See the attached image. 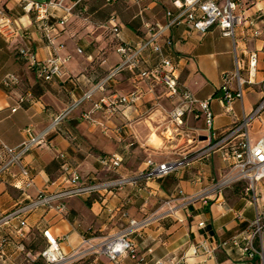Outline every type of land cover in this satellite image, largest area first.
Returning <instances> with one entry per match:
<instances>
[{
	"label": "crops",
	"instance_id": "obj_1",
	"mask_svg": "<svg viewBox=\"0 0 264 264\" xmlns=\"http://www.w3.org/2000/svg\"><path fill=\"white\" fill-rule=\"evenodd\" d=\"M103 1L86 0L79 4L66 26L57 25V31L48 38L37 25L35 15L25 12L19 0H0L20 24L16 36L6 38L0 34V140L18 146L28 137L27 128H32L35 134L45 130L57 114L67 111L92 91V97L70 111L62 128L48 137L54 147L38 146L25 157L24 162L34 176V184L26 192L14 186V174L19 173V168L14 167L0 178V212L3 214L57 179L62 152L83 176L106 179L137 174L146 167L149 158L164 162L191 155L208 142L204 117L197 119L193 113L185 118V134L175 133L171 137L167 130L168 113L176 99L168 96L164 85L140 76L142 70L153 67L160 59L152 49L144 51L135 70L126 69L103 83L110 69L122 60L116 49L119 40L107 26L109 18L117 16L123 40L136 44L147 37L143 19L165 22L166 11L174 9L173 0H146L150 8L143 16L140 10L144 4L138 1L124 0L129 7L124 10L115 6L120 0ZM237 13L242 22L236 26L235 38L224 36L217 26L203 34L180 27L166 34L172 43H164L163 48L164 55L178 67L179 87L190 90L201 100L209 99L215 115L214 129L220 134L238 123L244 114L251 113L262 96L264 36H251L248 20L256 18L258 26L264 30V0H240ZM55 14L59 16L62 11L55 10ZM51 22H57V18H52ZM21 46L31 47L40 59L70 56L62 66L63 75L48 82L39 80L36 71L19 57ZM251 52L258 54L252 81L244 85L243 98L234 100L227 109L219 93L225 76L239 70L241 76L248 79ZM9 72L20 76V83L13 88L2 85ZM230 86L236 89L237 80L233 79ZM137 89L141 98L135 104L113 114L95 112L97 123L82 118L83 112L90 110L103 96L127 94ZM194 130H198L205 141L188 144L187 134L192 135ZM250 134L255 144L264 135V120L255 119ZM154 135L159 141L153 140ZM114 154L123 159L116 172L108 171L101 161L104 156ZM228 168L219 150L161 180H143L139 186H129L104 199L98 196L71 198L67 201L65 215L39 209L28 216L29 233L25 238L10 233L13 228L0 227V236L10 233L6 255L0 258V264H22L28 260L41 264L36 258L47 244L43 235L46 228L62 239L61 246L66 253L80 247L85 239L118 233L130 225L131 219L141 221L153 215L166 199L179 205L183 202L182 196L202 192ZM259 208H264V178L256 182L254 189L247 180H241L226 188L223 194L211 193L207 204L201 199L181 206L174 216L152 219L148 225L135 230L130 238L138 255L145 259L144 264H256L255 258L243 257L235 247L220 249L213 258L194 255L191 247L205 239L222 241L242 233ZM200 221H205V227H199ZM17 223V220L12 221V225ZM79 264L139 263L130 256L114 262L104 255H93Z\"/></svg>",
	"mask_w": 264,
	"mask_h": 264
},
{
	"label": "built area",
	"instance_id": "obj_2",
	"mask_svg": "<svg viewBox=\"0 0 264 264\" xmlns=\"http://www.w3.org/2000/svg\"><path fill=\"white\" fill-rule=\"evenodd\" d=\"M84 1L86 0H19L25 12L35 15L37 25L48 38L52 32L57 31V25L66 26L74 14L75 8ZM135 1L144 4L140 10V15L143 16L144 12L150 8L149 4L146 0ZM173 5L174 9L166 11L165 22L143 19L147 37L136 44L123 40L117 16L112 15L109 18L107 26L119 40L116 49L122 60L110 69L103 83L113 80L126 69L135 70L142 61L144 51L152 49L160 59L153 67L142 70L140 76L146 81L164 85L168 96L176 99L174 108L168 113L170 126L167 130L171 137L175 133L185 134L187 114L193 113L197 119L203 116L207 131L206 146L191 155H183L181 158L164 162H157L149 158L146 160V167L137 174L117 175L106 179L83 176L69 162L67 155L62 152L59 154L62 163L57 179L49 181L35 196H29L27 200L19 202L7 213L0 212V227L13 228L10 233H14L18 238H25L29 233L28 216L39 209L53 210L65 215L68 211L67 201L71 198L98 196V198L104 199L129 186H139L143 180H161L180 169L191 166L195 160L206 158L219 150L222 151L223 159L229 165L227 172L202 192L191 196H182L181 204H173L172 199H166L153 215L141 221L131 219L127 228L113 235L85 239L80 247L70 253L63 250L62 239L56 236L50 228H46L43 230V235L47 244L36 258V261L42 262L41 264H79L85 258L93 255H104L114 262L124 256H130L139 264H144L145 259L138 255L136 246L130 238L135 230L148 225L154 218L176 215L181 206H188L201 199L207 204L211 193L223 194L226 188L241 180H247L250 187L254 189L256 182L264 178V135L253 144L250 134L252 122L255 119L264 120V79L260 82L262 96L256 108L251 113L244 114L238 123L220 134L214 129L215 115L210 107L209 99L201 100L190 90L179 87L178 67L163 52L164 43H172L171 38L166 34L180 27L186 28L187 31H197L203 34L217 26L224 36L235 38L236 26L242 22L237 13L240 0H173ZM55 10H61L62 14L57 16ZM54 17L57 18V22H51ZM248 26L251 36H264V30L258 26L256 18H250ZM19 30L20 24L0 2V34L10 38L19 34ZM18 54L36 71L38 79L44 82L60 78L63 75L62 66L70 59V56L62 58L57 55L40 59L29 46L19 47ZM257 64L258 54L251 52L248 59L250 74L248 79H244L239 70L232 75L225 76V82L221 87L223 91L221 99L227 109L234 100L243 98L244 85L252 81L251 76L256 70ZM233 79H236L238 83L236 89L230 86ZM19 83L20 76L14 72L7 73L2 80V85L6 88H13ZM91 97L92 91L87 92L67 111L57 114L52 124L37 134L33 132L32 128H27L26 131L29 135L18 146H11L0 140V178L4 174L12 172L14 167L19 168V173L14 174L16 178L14 186L26 192L34 184V176L31 168L24 162L25 157L38 146L54 147V143L48 137L51 133L62 128L70 111ZM140 98L141 92L138 89L127 94L103 96L93 104L90 110L83 112L82 118L90 123H97L95 112L113 114L124 106L135 104ZM187 135L188 144L205 141L198 130H194L192 135ZM69 137L73 138V135L69 134ZM101 161L108 171L116 172L123 159L114 154L104 156ZM180 194L182 195V193ZM13 220H17L18 223L12 225ZM198 225L201 228L205 227V221H200ZM10 233L7 232L0 236V258L6 255ZM232 247L237 248L243 257L249 259L258 257L260 264H264V208L257 209L253 220L242 233L222 241L202 240L191 247V252L194 255L213 258L218 250ZM22 264H35V261L28 260ZM157 264L163 263L157 262Z\"/></svg>",
	"mask_w": 264,
	"mask_h": 264
},
{
	"label": "rangeland",
	"instance_id": "obj_3",
	"mask_svg": "<svg viewBox=\"0 0 264 264\" xmlns=\"http://www.w3.org/2000/svg\"><path fill=\"white\" fill-rule=\"evenodd\" d=\"M101 1H103V0H101ZM103 3H104V1H103ZM119 5V7L121 8V9H127V8H129L128 7V4L126 3V1H124V0H120L117 4H115V6H118ZM116 9H118V8H116ZM78 10V9H77ZM78 12V11H77ZM119 12V11H118ZM119 13H121V12H119ZM153 140L154 141H159V138L156 136V135H154L153 136ZM252 143H254V142H252Z\"/></svg>",
	"mask_w": 264,
	"mask_h": 264
},
{
	"label": "trees",
	"instance_id": "obj_4",
	"mask_svg": "<svg viewBox=\"0 0 264 264\" xmlns=\"http://www.w3.org/2000/svg\"><path fill=\"white\" fill-rule=\"evenodd\" d=\"M219 93H221V95H223L222 89H220ZM219 93H217V94H219ZM255 261H256V264H260V259L258 257L255 258Z\"/></svg>",
	"mask_w": 264,
	"mask_h": 264
}]
</instances>
